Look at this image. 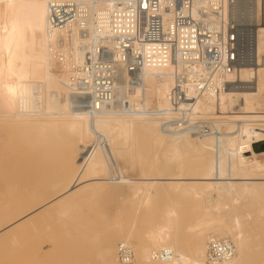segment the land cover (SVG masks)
Here are the masks:
<instances>
[{"label": "bare ground", "instance_id": "1", "mask_svg": "<svg viewBox=\"0 0 264 264\" xmlns=\"http://www.w3.org/2000/svg\"><path fill=\"white\" fill-rule=\"evenodd\" d=\"M261 1L237 0L232 8L231 0H196L214 25L234 14L243 42L238 86L219 95L190 86L195 112L212 119V130L197 131L161 127L172 66L122 71L117 96L128 108L91 102L75 93L57 61L60 47L47 26L50 0H0V241L54 206L103 188V218L130 220L101 236V264H264V159L252 147L264 139V23L254 22ZM89 4L104 17L112 8ZM77 39L74 60L81 62ZM14 125L19 130L9 129ZM16 148L21 162L11 168ZM61 238L88 241L82 231ZM213 239L233 245L230 258L209 262ZM120 243L132 249L130 263L120 261ZM163 249L169 258L153 257Z\"/></svg>", "mask_w": 264, "mask_h": 264}, {"label": "built area", "instance_id": "2", "mask_svg": "<svg viewBox=\"0 0 264 264\" xmlns=\"http://www.w3.org/2000/svg\"><path fill=\"white\" fill-rule=\"evenodd\" d=\"M91 1L110 2L112 8L104 17L91 8ZM195 4L196 0H50L47 26L60 47L57 61L68 71L76 94L86 95L91 102L128 108L129 101L117 96L122 71L131 75L143 67L172 66L170 108L159 112L162 129L212 130V119L195 112L196 97L188 91L192 86L197 93L219 95L238 86L235 74L243 61V42L234 14L223 25H214L206 20L205 9ZM231 4L233 8L237 0ZM256 22L264 23V0ZM75 37L83 50L81 62L74 60ZM233 252L231 243L213 239L208 260L220 263ZM170 256L167 249L153 253L156 259ZM118 257L130 263L133 251L120 243Z\"/></svg>", "mask_w": 264, "mask_h": 264}, {"label": "rangeland", "instance_id": "3", "mask_svg": "<svg viewBox=\"0 0 264 264\" xmlns=\"http://www.w3.org/2000/svg\"><path fill=\"white\" fill-rule=\"evenodd\" d=\"M254 22L256 21L254 20ZM9 129L19 130L15 125L10 126ZM54 136L58 140L64 139V136L58 132H54ZM35 147L36 142L33 140V151ZM252 147L258 158L264 159V139L253 142ZM16 151L20 152L16 148L11 153V155L13 154L12 158H14L10 162L11 168L20 166V154ZM245 154L250 155L251 153L247 152ZM85 156L86 153H81L77 161H82ZM130 171L129 169V176H139V171L136 169H132L133 172ZM115 181L123 182L122 180ZM133 188L135 187L133 186ZM128 189L129 187L126 186L123 193L127 194ZM105 191L103 188L96 190V192L92 190L84 191L79 196L61 205L54 206L35 224L32 222L23 226V229L21 228L18 231L15 238L0 241V264H80L85 258H89L91 264L93 262L101 264L99 260H96L98 258L97 247L101 236L106 232H114L117 226H126L125 224L130 220L126 214L103 218L101 198L104 196ZM86 195L89 197H86ZM85 199L87 200L86 204H84ZM141 216H143L142 213ZM141 218L138 219L141 220ZM67 231L70 234L82 231L88 237V241L61 238V235L63 236ZM84 264H89V261L84 262Z\"/></svg>", "mask_w": 264, "mask_h": 264}]
</instances>
